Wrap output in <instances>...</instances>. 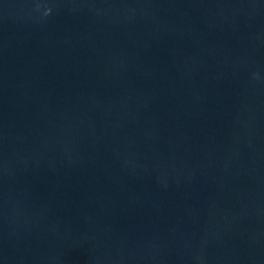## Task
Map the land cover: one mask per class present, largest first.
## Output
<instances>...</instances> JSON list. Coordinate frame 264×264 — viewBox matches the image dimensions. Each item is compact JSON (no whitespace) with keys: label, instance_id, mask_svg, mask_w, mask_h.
I'll return each mask as SVG.
<instances>
[{"label":"water","instance_id":"95a60500","mask_svg":"<svg viewBox=\"0 0 264 264\" xmlns=\"http://www.w3.org/2000/svg\"><path fill=\"white\" fill-rule=\"evenodd\" d=\"M0 264H264V0H0Z\"/></svg>","mask_w":264,"mask_h":264}]
</instances>
